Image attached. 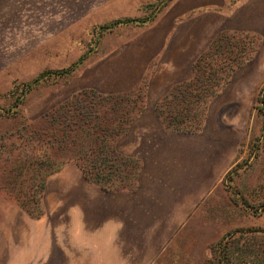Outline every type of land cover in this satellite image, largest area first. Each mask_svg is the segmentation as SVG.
<instances>
[{"label": "rangeland", "instance_id": "374dc122", "mask_svg": "<svg viewBox=\"0 0 264 264\" xmlns=\"http://www.w3.org/2000/svg\"><path fill=\"white\" fill-rule=\"evenodd\" d=\"M115 1L0 0V220L44 216L46 199L60 187L61 175L53 173L81 171L68 160L44 176L43 170L57 167L69 152L53 142L48 148L52 161L47 164L46 154L36 148L40 145L37 133L48 129L52 114L59 111L58 102L79 97V85L95 90L113 87L99 81L98 74L99 68L108 70L112 62L109 52L117 45L116 37L108 33L115 25L152 16L168 0H146L135 11L130 4ZM236 1L240 2V14L250 15L249 25L259 29L243 32L255 55L235 67L207 102L197 129H174L160 116L155 115L158 121L154 116H140L146 81L118 92L125 107L132 108V100L136 105L129 129L116 142L122 153L132 156L127 159V177L111 185L116 189L122 184L140 187L148 194L149 204L156 205L160 231L166 222L164 212L171 209L174 198L197 197L188 215L181 212L174 234L154 264H220L213 245L233 230L264 227V119L254 107L264 84V0L230 3ZM133 12L139 15L136 20L112 25L115 20L131 18L125 15ZM118 13L124 16L116 17ZM224 24L238 26L240 22L229 19ZM219 34H223L222 45L234 50V43L240 44L243 35L232 29L218 32L217 39ZM68 67L71 71L65 74L49 71ZM170 108L176 109V105ZM110 112L111 121L116 120L117 115ZM140 125L152 130L136 135L134 130ZM135 139L139 145L129 151ZM39 159L43 165L36 171ZM43 176L51 179L40 191L37 186ZM14 207L19 208L18 213ZM40 211L43 213L35 216Z\"/></svg>", "mask_w": 264, "mask_h": 264}, {"label": "crops", "instance_id": "0c3cea01", "mask_svg": "<svg viewBox=\"0 0 264 264\" xmlns=\"http://www.w3.org/2000/svg\"><path fill=\"white\" fill-rule=\"evenodd\" d=\"M145 1L116 0L115 4L128 3L135 11ZM231 1L168 0L140 22L115 25L108 33L117 43L109 52L112 62L107 71L99 68L98 73L99 81L113 87L99 91L125 92L146 81L140 116L157 119L154 105L161 92L190 76L192 64L218 32H258L249 25L250 15L240 14V2ZM229 19L240 25L224 24ZM82 87L91 86H78ZM151 130L140 125L134 131L138 135ZM138 145L135 139L129 151ZM55 173L61 175L60 187L46 199L44 216L0 220V264H154L174 234L181 212L188 215L197 202L196 194L174 198L160 231L156 205L149 204L140 187H100L80 170ZM14 208L18 213L19 208Z\"/></svg>", "mask_w": 264, "mask_h": 264}, {"label": "trees", "instance_id": "16d2710c", "mask_svg": "<svg viewBox=\"0 0 264 264\" xmlns=\"http://www.w3.org/2000/svg\"><path fill=\"white\" fill-rule=\"evenodd\" d=\"M134 20L136 19H118L112 25ZM241 34L243 35L239 34L240 44L234 43L235 50L230 49L228 44H223L224 49H221L223 34H219L218 39L215 36L192 64L190 76L165 89L154 107L161 121L164 120L166 125H173L174 129L180 128L188 132L198 128L199 116L205 114L203 110L207 102L218 93L235 67L255 55V48L251 40H248V35L243 32ZM225 38H228L227 35ZM208 58H212V61H208ZM49 71L60 75L70 72L71 67ZM76 93L79 97L75 100L65 97L57 103L59 111L52 114L48 129H41L36 135L35 139L40 144L36 148L42 149V153L46 154L47 164L52 161L48 157V148H52L54 143H57V148L69 152L64 154L67 158L65 157L57 167L49 171L43 170V174L47 177L60 169L64 162L72 160L88 180L104 188H116L111 184L115 181H125L128 173L127 159L132 158L122 153L116 147V142L117 138L129 129L136 101L132 100L135 105L129 108L130 106L125 107L121 102L123 98L118 92H102L82 87ZM137 98L140 99L138 96ZM142 98L144 99V94ZM172 105H176V109H171ZM254 107L264 119V84L255 96ZM109 111L117 115L116 120L111 121ZM84 141L87 144L86 149L83 148ZM40 160L36 171L42 169L43 162ZM44 176L40 178V184L37 186L40 191L46 185ZM126 187L129 186L120 185V188ZM42 213L43 211H40L35 216L38 217ZM212 251L220 264H264V227L233 230L213 245Z\"/></svg>", "mask_w": 264, "mask_h": 264}]
</instances>
